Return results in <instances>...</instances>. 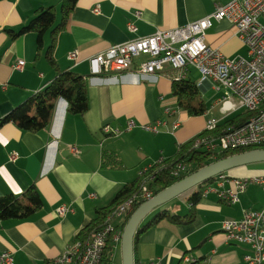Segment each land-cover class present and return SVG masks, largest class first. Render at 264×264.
I'll use <instances>...</instances> for the list:
<instances>
[{
    "label": "crops",
    "instance_id": "1",
    "mask_svg": "<svg viewBox=\"0 0 264 264\" xmlns=\"http://www.w3.org/2000/svg\"><path fill=\"white\" fill-rule=\"evenodd\" d=\"M227 1L77 0L65 26L55 34L47 30L39 47L36 32L15 33L40 9L51 6L59 23L62 0H0V118L51 83L59 71L87 75L89 95V108L83 114L71 113L67 101L59 98L50 124L38 132L23 130L14 123L0 129V196H23L35 185L43 200L42 208L30 218L0 220V254L12 252L14 264L56 260L80 230L91 223L96 210L108 206L122 186L139 178L142 169L175 156L182 144L205 129L209 119L224 122L235 115L225 118L220 93L212 84L202 82L194 67L188 78L197 81L208 106L206 113L199 116H191L179 107L173 95L177 71L168 68L146 78L133 73L103 78L92 75L89 61L113 44L199 20ZM136 10L142 12L140 18L134 16ZM130 19L136 21L135 33L128 30ZM206 41L227 56L247 53L228 19L215 22L206 32ZM52 42L55 66L46 55ZM73 50L79 52L77 60L68 57ZM20 59L25 62L21 70L14 67ZM210 91L215 94L209 103L204 95ZM166 105L178 107L179 111L166 117ZM164 118L168 123L161 125L157 133L139 126L118 135L102 131L107 124L125 128L129 120L147 124ZM175 120L180 122L177 129H173ZM106 151L116 154L122 167L103 166ZM13 152L17 153L15 160L11 159ZM259 163L262 162L249 165ZM249 165L226 173L230 177L264 175V167ZM225 185L229 187L230 182ZM184 196L164 206L171 211ZM62 204L74 211L58 214ZM263 208L264 192L257 184H249L236 204L211 193L198 203L193 222L176 224L164 219L146 230L135 247V259L138 264H245L243 256L251 251L250 247L229 243L222 223L239 220L247 210ZM188 210L187 203L176 213L186 214ZM119 256L123 264L121 242L114 246L111 263L119 264Z\"/></svg>",
    "mask_w": 264,
    "mask_h": 264
},
{
    "label": "built area",
    "instance_id": "2",
    "mask_svg": "<svg viewBox=\"0 0 264 264\" xmlns=\"http://www.w3.org/2000/svg\"><path fill=\"white\" fill-rule=\"evenodd\" d=\"M141 15L140 10L134 12L136 18ZM223 19L233 23L235 35L246 46L245 55L227 56L206 41L207 30ZM128 30L131 33L138 31L134 19L129 20ZM68 57L77 60L78 50L70 52ZM89 61L92 75L103 78L124 73L146 78L164 73L169 68L178 72L174 77V80H178L188 78L190 68L194 67L200 72L201 81L212 84L220 93V108L225 118L242 109L251 113L247 120L230 123L225 127H220L222 122L219 119H209L204 130L210 133L197 138L195 146L202 147L214 157L227 150L264 148V0H229L199 20L113 44L91 56ZM24 65V60L20 59L14 67L21 70ZM178 111V107L170 105L164 108L166 117L173 116ZM167 123L166 118L147 124L129 120L125 128L107 124L102 131L107 135H118L139 126L157 133L159 127ZM179 126V120H175L173 129ZM72 150L79 152L75 146ZM16 158L17 153L13 152L11 159ZM149 167L142 169L140 173L146 177L141 188V196L145 200L154 196L148 188V183L153 179V176H148ZM184 169L185 165L178 163L172 174L178 177ZM214 181H217L216 186L212 185ZM226 181L230 182L229 187L225 185ZM249 184L259 185L264 192V175L230 177L224 172L205 186L202 196L215 193L227 203L236 204ZM90 196L95 197L96 194L90 193ZM134 204V197L122 202L107 216L99 230L87 238L74 240L56 261L60 264H101L108 239L111 238L115 244L120 243L122 222L118 220L123 221L132 212ZM73 211L74 208L66 204L57 208L60 215ZM222 225L229 243L246 244L250 247L251 251L243 256L245 264H264V208L247 210L239 220L227 219ZM186 260L191 259L187 256ZM0 261L2 264H14L12 252L3 251Z\"/></svg>",
    "mask_w": 264,
    "mask_h": 264
},
{
    "label": "trees",
    "instance_id": "3",
    "mask_svg": "<svg viewBox=\"0 0 264 264\" xmlns=\"http://www.w3.org/2000/svg\"><path fill=\"white\" fill-rule=\"evenodd\" d=\"M76 1L77 0H62V17L59 23L56 24V10L53 6H51L40 9L29 21V23L21 27L15 34L22 35L27 32H36L38 34V46L41 47L43 44V34L47 30L51 29L55 34L65 26L68 16L73 10ZM53 51L54 42L50 44L46 55L50 64L55 66L56 62ZM172 92L178 99L179 107L185 109L191 116H199L206 113L208 106L204 100L197 81L191 78L174 80ZM59 98H63L67 101L69 107L68 110L71 113H85L89 108L88 76L79 74L73 70L59 71L51 83L29 96L25 101L18 104L9 113L1 117L0 129L7 123H14L21 129L32 132H38L46 128L51 122L52 113L55 108L56 101ZM250 115L251 113L248 111L241 110L240 113H237L222 122L220 127H225L230 123H241L242 121L247 120ZM208 133L210 132L206 130L202 131L190 141L182 144L175 156L161 160L149 167L148 176H153V179L148 183V188H150L154 195L217 159L255 149L239 148L227 150L214 157L210 152L202 147L195 146L196 139L207 136ZM178 163L184 164L185 169L182 170L180 176L177 177L172 174V171ZM102 164L105 167H122L118 156L108 151L103 154ZM145 178V176L140 175L139 178L122 186L108 206L98 208L96 210V216L92 219L91 223L82 228L74 240L84 239L94 234L104 225L107 216L118 205L128 198L134 197L135 204L132 212L126 215L122 224H120V229L124 230V227L133 212L141 203L146 201L141 196V188ZM211 181H213V178L199 184L197 189H195L187 198L189 210L186 214L171 212L168 206H164L165 204L150 212L137 228L134 238V248L137 245L139 237L146 230L156 225L161 220L167 219L168 221L176 224H189L193 222L197 214V205L203 197V189ZM42 206L43 200L41 195L36 186L32 185L25 191L23 196H16L14 194L0 196V220L27 219L35 215L42 208ZM114 246V241L111 238L108 239L104 248L101 264L111 263ZM41 264L60 263L56 260H45ZM135 264H138L136 259Z\"/></svg>",
    "mask_w": 264,
    "mask_h": 264
},
{
    "label": "water",
    "instance_id": "4",
    "mask_svg": "<svg viewBox=\"0 0 264 264\" xmlns=\"http://www.w3.org/2000/svg\"><path fill=\"white\" fill-rule=\"evenodd\" d=\"M258 162H264V148L252 149L217 159L141 203L129 218L122 233L121 251L123 264H135V233L140 223L150 212L218 174Z\"/></svg>",
    "mask_w": 264,
    "mask_h": 264
},
{
    "label": "rangeland",
    "instance_id": "5",
    "mask_svg": "<svg viewBox=\"0 0 264 264\" xmlns=\"http://www.w3.org/2000/svg\"><path fill=\"white\" fill-rule=\"evenodd\" d=\"M214 94H215V91H210V92L206 93V94L204 95L206 101L210 103V102H211V98H212V96H213ZM242 110H243V109H242ZM240 111H241V110H240ZM240 111H239V112H236L235 115H236L237 113H240ZM253 166L264 167V162L259 163V164H256V165H249L248 167L251 168V167H253ZM212 185L216 186V185H217V181H214ZM195 189H197V186H196L195 188H193V189H190L188 192H185V194H184L185 196L183 197V198H185V199L180 200V201L177 203V206H175L174 208H171V212H176L179 208H182V207H184L185 205H187L186 196H190V195L192 194V192H193ZM177 213H179V212H177ZM181 214H183V213H181ZM121 232L123 233V230H121ZM110 264H113V263H110ZM119 264H120V256H119Z\"/></svg>",
    "mask_w": 264,
    "mask_h": 264
},
{
    "label": "bare ground",
    "instance_id": "6",
    "mask_svg": "<svg viewBox=\"0 0 264 264\" xmlns=\"http://www.w3.org/2000/svg\"><path fill=\"white\" fill-rule=\"evenodd\" d=\"M98 12V11H97ZM241 40V39H240ZM242 41V40H241ZM243 42V41H242ZM234 116V115H233ZM255 149H258V148H255ZM122 239V238H121ZM121 242V241H120Z\"/></svg>",
    "mask_w": 264,
    "mask_h": 264
}]
</instances>
